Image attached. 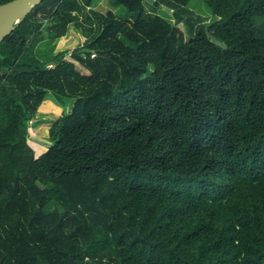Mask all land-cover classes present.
Listing matches in <instances>:
<instances>
[{"label": "trees", "instance_id": "16d2710c", "mask_svg": "<svg viewBox=\"0 0 264 264\" xmlns=\"http://www.w3.org/2000/svg\"><path fill=\"white\" fill-rule=\"evenodd\" d=\"M92 1L43 0L0 42V264H264V0H204L208 24L117 0L91 33ZM44 18L78 41L59 60L32 50Z\"/></svg>", "mask_w": 264, "mask_h": 264}, {"label": "rangeland", "instance_id": "374dc122", "mask_svg": "<svg viewBox=\"0 0 264 264\" xmlns=\"http://www.w3.org/2000/svg\"><path fill=\"white\" fill-rule=\"evenodd\" d=\"M146 1L150 4L153 0ZM50 5L51 4L49 2L46 3L36 15L41 18L47 15ZM186 6L195 14L200 15L203 21L207 24L218 17L212 12L211 7L204 0H189ZM87 9V15L79 14L78 18L86 28L92 29L91 33L95 32V28L97 26V18L93 14V10L105 12L110 9L122 20L129 17V11L127 8L117 0H93L91 6H88ZM157 11L160 15L168 18L171 22L176 23L175 16L173 14L174 10L172 8L161 5L157 8ZM43 20H45V26H43L42 32L36 36L31 45L33 52L36 53L41 60L52 59L56 53L67 50L66 53L62 54V57H64V55L69 54L72 49L78 45L77 39L73 36L63 33L62 29L59 26L52 25L50 20L45 18ZM263 22V17H256V33L259 35L263 33ZM177 26L183 30L184 36L187 38L185 25L182 22H179L177 23ZM213 40L221 44V42L216 39ZM48 66L50 67V64H48ZM45 102H51L52 104L58 106L60 108V112L56 113L53 111H46L39 114L37 110L31 118L32 121L30 120L27 131V141L31 144L36 153L44 151L47 145L50 144L48 139L49 126L51 121L61 113L63 107L62 98L53 92H48L47 99H45L43 103ZM41 126L45 127L46 130L44 136H42L43 134L40 132Z\"/></svg>", "mask_w": 264, "mask_h": 264}, {"label": "water", "instance_id": "95a60500", "mask_svg": "<svg viewBox=\"0 0 264 264\" xmlns=\"http://www.w3.org/2000/svg\"><path fill=\"white\" fill-rule=\"evenodd\" d=\"M43 0H8L0 3V42ZM62 58L59 56L58 60ZM52 64V61L47 63Z\"/></svg>", "mask_w": 264, "mask_h": 264}, {"label": "bare ground", "instance_id": "6f19581e", "mask_svg": "<svg viewBox=\"0 0 264 264\" xmlns=\"http://www.w3.org/2000/svg\"><path fill=\"white\" fill-rule=\"evenodd\" d=\"M41 106L42 107L37 111V112H39V114L42 113V112H46V111L55 112V111L59 110V108L57 106L53 105L51 102L42 103ZM45 131H46L45 127L41 126L40 127V132H41V134H43L42 136H44Z\"/></svg>", "mask_w": 264, "mask_h": 264}]
</instances>
